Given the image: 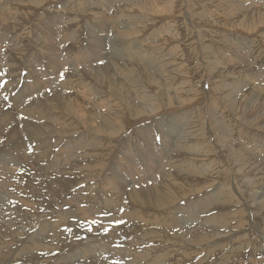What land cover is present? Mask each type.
I'll list each match as a JSON object with an SVG mask.
<instances>
[{
    "label": "bare ground",
    "instance_id": "6f19581e",
    "mask_svg": "<svg viewBox=\"0 0 264 264\" xmlns=\"http://www.w3.org/2000/svg\"><path fill=\"white\" fill-rule=\"evenodd\" d=\"M97 1L92 2L94 5L87 0H66L60 4L62 10L71 8L79 13L94 12L97 15L94 28L87 29L89 30L87 45L77 47L76 54V51L73 50L75 56L67 48L76 47L74 45L68 47L66 42L73 39V42L78 44L79 40L76 39L78 30H71V24L73 22L76 24L78 21L77 17L68 18L67 15L61 16V13H56L53 20L39 19L40 23H34L42 25L43 32L40 36L36 32V26L34 28L32 26L34 23L26 24L19 29L14 28L12 20L18 24L20 18H23L25 22L31 19L29 15H22L26 12L15 15L13 13L15 10L11 9L12 7L0 8L2 24L0 27V51L1 48H5L3 61L0 62V73L3 75L0 79V83H2V85L0 84V138L4 136V125L5 130L10 132V136L7 133L5 149L0 152V187L7 192H15V199L24 203V194L18 189L19 183L25 178L34 181L38 177L40 180L37 181L36 188H34V200L37 195L43 196L38 200H44V196H48L44 192L45 187L42 186L46 181L50 187L61 189V191L69 189V194L64 195V198L66 196L69 198L63 199L62 202L70 204L68 207L65 205L67 209L64 208V210L62 208L59 211L51 209L52 202L53 205L58 204L51 197L52 195H49L48 198L50 197L52 201L51 203L47 202L51 206H46L44 209L51 210L42 211L40 225L46 228L42 229L40 233H32L24 240V245L18 243L20 248L8 250L7 255L11 256L17 253V258L23 260L22 264L24 261H27L24 264H30L28 262L31 260H37L32 264H39L41 257L36 254L33 258L31 253L41 249L52 252V249L46 247L47 243L57 247L75 246L72 249L73 253H68L71 256L65 257L68 264H112V260H119V264H166L167 261H172L174 264H189L191 258L202 253L205 255L196 264H245L246 262L248 264H264L263 136L253 137L251 135L253 137L252 146L249 145L248 148L241 145L240 141L236 146H233L230 141L232 136L229 132L233 125L224 122L225 115L222 116L220 113L221 117L218 118L213 105H209L206 112L194 106V112L188 108L191 110L173 111L171 116L157 117L159 119L157 124L160 127L153 128L152 122L149 129L140 125L137 134L140 136L135 134L139 138L136 148L130 144L124 146L119 152V157H116L117 162L114 160L115 165H112L110 158H107L110 155L109 152L112 149L114 151V147L110 146L109 151L107 143L109 140L104 141L103 137L114 139L126 131V123L121 120L120 114L125 113L124 107L128 106L124 103L126 99H131V101L134 99V103H138L135 105L138 110L136 116H143L141 112H145L146 117H153L158 114V111H161L158 107L144 108V105L151 100V96L148 95L147 89L144 87L140 90L143 81H147L148 85L150 83L157 86L155 98L163 102V104L161 103L162 108L175 103L181 106L185 102H194L199 92L194 91L195 94H192L193 91H191V95L188 93L181 95L179 89L182 88H173L170 91V83L176 79L177 75L174 74V71L178 68L171 69L170 82L165 87L166 82L163 80V76L169 67L164 68L162 63L156 64L160 60V54L151 55L156 52L155 50L147 52L151 45L143 43L144 39L138 42L135 37L139 30L142 31V28H145L141 27L140 29L139 27L143 22L138 24L137 29L135 27L130 29L119 25L120 22L117 21L116 15H110L112 18H108L107 11H103L108 4L111 6L110 9L114 7L120 19L123 9L139 10L140 12L147 10L142 16V19L145 20L144 16L149 15V9L146 8L149 6L148 3L153 9V13L161 15L162 11L169 10L168 0H104L105 3L101 2L100 5V2ZM7 2L8 0H0V4ZM30 2L31 5H36V0H30ZM158 2L162 6L160 10H157ZM231 2L234 7H239L244 11L242 22L245 19L250 20L249 26L248 20L247 23L244 22L248 29H254L257 24L264 23V3L259 4L262 7H254L251 6L252 4L244 5L243 0L241 2L244 6H237L233 0ZM38 3L40 2L38 1ZM100 8H103L101 12ZM52 10L58 11L59 8ZM105 10L107 9L105 8ZM230 14L228 15L230 16ZM44 15L41 14V17ZM232 15V18L236 17L234 13ZM236 20L235 22H237ZM107 22L117 26L115 30L112 28L114 35L111 39H109L110 34L108 38H103L108 34L103 33L108 29L105 28ZM8 33L14 35V40L9 43H7L6 37ZM120 34L122 36H119ZM154 36L157 37L156 42L162 40L159 38L161 36L159 33ZM231 36L232 38H230L233 39L234 35ZM127 37H131V39H127ZM177 37L176 33H172L169 34L168 39ZM260 37L264 46V35ZM239 39L234 38V41H239ZM244 41L246 40L244 39ZM229 42L227 41L223 47L230 56L236 57L237 55L245 65L238 62L235 57V60H229L221 52L219 55H213L207 50H205L207 52V57L205 56L207 62L205 63L210 71L209 76L217 73L218 76H227L225 80L232 78L229 82L219 79V82L215 86L213 84L212 88L215 91L216 100L218 99L221 103L222 110L238 121L241 119L237 117L236 111L242 103L245 104L242 119L251 109L261 106L264 111V92L259 89L260 87L264 88V68L261 69L264 66V60L262 62L261 58L264 56L259 53H253L255 54L253 56L251 50L239 49ZM16 43H22V45L16 46ZM84 43L86 42L84 41ZM109 43L111 49H108ZM200 51L202 50L200 49ZM215 59L222 62L226 60V63L221 64ZM167 62L169 65L172 64L170 58ZM65 65H68L66 67L69 68L66 77L61 71ZM21 66H26L28 72H22L19 69ZM79 66H81L80 69ZM59 72H62L64 81L58 82L56 85V78L52 75ZM250 72H253L252 75H249ZM3 78L4 81H1ZM85 78H91L93 85L86 83ZM126 82L133 88L136 87L141 93L139 100L138 96L136 99V97L132 98L130 95L123 94V90L128 86L124 84ZM94 85L98 88L106 87L110 94L102 93V90L99 89L102 91L100 92L95 88L96 91L93 92ZM247 85H249L248 89L242 92L241 87ZM242 93L244 94L241 95ZM95 96L96 100L93 99ZM98 111L100 113H97ZM139 113L141 115H138ZM203 116L208 118L209 123L203 120ZM256 116L252 120L259 119ZM88 120L91 122L89 123ZM252 120L244 119L243 123L250 127ZM18 125H21L24 131L22 138ZM152 130H155L153 135ZM248 135L245 133L244 136ZM51 139H58V142L62 140V143L54 149L56 145L53 141L54 144H51ZM246 139V141L250 140ZM24 143L28 146L26 150ZM92 146H94V152H97L99 148L101 151L99 153L85 151ZM217 150H229L227 154L230 162L227 161L236 173L235 178H232L230 174L231 169H225L224 163L226 162L219 163L222 168L221 172L215 171L217 156L220 154ZM28 157H32L42 165L62 162L67 159L70 163L68 167L66 166L67 168L62 166V170L68 169V172L52 173L49 169L39 167L35 163H28ZM167 161L173 163L170 165L169 171L163 170L169 164ZM17 166L26 172L17 174L16 170H13ZM181 171L184 172V175L180 173ZM193 176H197V178H193ZM129 177L133 179V185L128 181ZM149 181L152 182L149 183ZM219 181L223 182L215 184ZM201 190H210V192L179 204L184 197H189L190 194ZM35 202L41 207L44 201ZM213 204L219 205L220 208L212 216L205 217L204 214L214 208ZM167 207L175 208V210L162 219L156 217V212L148 210L152 208L160 212L166 211ZM8 209L7 214L4 208L0 210V218H4L2 214L8 215L6 220H0V231L3 232H10L12 229L9 227L15 223L10 222L9 219L18 217V215H13L11 206H8ZM228 211H232V214L230 215ZM28 213L29 211H24L23 214ZM140 214L149 217L147 220L151 230L149 235H145L143 232L142 222L138 219ZM250 214H252V219ZM75 215L92 219L91 222L86 218L77 222L80 226H86L94 232L93 238L76 241L70 232L61 228L60 225ZM135 219H138V236L127 230V226ZM233 219L236 220L235 223L232 222ZM117 221H123V223H117ZM192 221H197V224H189ZM16 227L18 229L8 236L21 234L18 233L21 231L20 227ZM23 234L24 232L20 236ZM253 234L256 237H253ZM50 236L52 241L47 242L46 239ZM153 240L155 242L149 245L148 243ZM159 241H172L173 244L172 248L166 251L169 255L165 256L161 263L163 255L156 249V243ZM0 245V254H2L8 245L6 247L5 242ZM38 245L40 246L38 247ZM206 245L208 246L206 247ZM192 247L195 248L192 250ZM55 250L53 251L55 252ZM180 251L183 252L181 258H179ZM57 252L59 251L57 250ZM77 253L80 254L76 256ZM250 256L253 258L252 260H250ZM50 257L55 258V256L47 255L42 257L41 261L46 263ZM211 257L214 260L209 262ZM10 260L4 261V258L0 257L1 264ZM114 263L117 264L116 261Z\"/></svg>",
    "mask_w": 264,
    "mask_h": 264
},
{
    "label": "rangeland",
    "instance_id": "374dc122",
    "mask_svg": "<svg viewBox=\"0 0 264 264\" xmlns=\"http://www.w3.org/2000/svg\"><path fill=\"white\" fill-rule=\"evenodd\" d=\"M38 1L40 3H38ZM65 1L66 0H36V5H31L30 0H8L7 3L0 4V8L1 7L2 8H4V7L11 8L12 7L11 9L15 10V11H13V13H15V15H17L18 13L22 14V13H25V12H26V14H22V15H25V16L29 15V17L31 19L29 21H27V22H25L23 18H20L19 19V23L15 24V21L12 20V23H14V25H15V27L13 26L15 29H19L20 27L23 28L26 24L31 25L34 22L40 23L41 22L40 20H43V21H45V19L53 20L54 19L53 17H55V15L60 14V13H61V16L62 15H64V16L67 15L68 18H76L77 17L76 20H78V21H76V24H75V22H73V24H71L73 26V27L71 26V30L72 31L78 30V32H76L77 33V37L79 38L78 39L76 37V39L79 40L78 44L75 41H74L75 42L74 43L73 39L72 40L69 39L66 42L68 44V47L69 46H73V45L76 47V48H73V49H69V48L66 47L68 51L69 50L71 51L70 52L71 54H74L75 51H76L75 52V54H76L77 53V50H76L77 47H83V46L87 45V39L89 37L88 31L90 30V28L91 29L94 28L93 25L96 24L94 22H96V19H97L96 16L97 15H95L96 13H94V12H88L87 14L81 13V12L79 13L78 11H74L71 8L70 9H63V10H65V11H63L61 9L62 6L60 4H63ZM87 1L92 3L93 1L96 2L97 0H87ZM231 1L232 0H168V4H167L168 9H169V10H167L168 13H167L166 10H164V11H162L163 13L161 15H156L155 13H153L154 11H153L152 7L150 6V3H148L149 6L146 7V8L149 9V15H145L144 16L145 20L142 19V16L144 15L143 14L144 12H147V10H144L143 12H140L139 10H129V9L128 10H124L123 9L122 10L123 13H120L121 15H120V19H119L118 15H117V12L114 9V7H113V9H110L111 6L106 4L107 6L104 7V10H103V8L99 9L100 12H101V9L103 11H105V12L107 11L106 13H107V17L109 16L108 18H112V16H110V15H113V16L116 15L115 17L119 19V20L117 19V21L120 22L119 25H122V26L130 28V29H132L133 27H135V29H137L138 24L143 22L142 25H139V27H140V29H141V27H145V28H142V31L139 30L138 33L135 35V37L138 40V42H139V40H143L144 39L143 43H146L147 45L148 44L151 45L148 48L147 52H150L152 50L156 51V52H153L151 55L160 54V57H159L160 60L156 64H161L162 63V66H164V68H168L169 67V69L164 72L163 80L166 82V84L164 86L165 87L168 86V84L170 82L171 69L175 70V69L178 68L177 69L178 71L177 70L174 71V74L175 75L177 74V75H176V79L170 83L171 84L170 85V91H171V89L173 90V88H182V89H179L181 95H186L187 93L191 95V91H193L192 94H195V92L196 93L199 92V94L197 96V99L194 102H191V103L185 102L181 106H180V104L175 103L174 105L162 108L163 102H160V99L155 98V95H157L156 92L158 90L157 86H153V84H150V83L148 85L147 81H143V83H142L143 86L140 85V90H141L142 87H144L145 89H147L148 95L151 96V100L149 101L148 104L144 105L145 106L144 108L151 109V108H154V107H158V109L160 108L161 111L160 112L158 111V114L153 116V117H148V116L146 117V113L145 112H141V114L143 116H136L138 110L136 109L137 107H135V105H138V103L135 104L134 103V99H133V101H131V99L130 100L129 99L125 100L124 103L128 104V106L124 107L125 113H120L121 114V120H124L125 123H126V131H124L125 133L123 132L122 134H120L118 137H115L114 139L103 137V139H105L104 141L109 140V141H107V143L109 144L108 145V150L109 151H110L111 148L114 147V151L112 149L109 152L110 155L107 157L108 159L110 158V161H112V163H111L112 165L116 164V163H114V160H115V162H117L116 157L117 158L119 157V155H120L119 152L121 151V149L124 146H126V145L128 146L130 144V145H132V146H134L136 148L137 143L139 144V141H138L139 138L136 137V135L138 134V127L140 125H142V127L146 126L148 128L149 125L152 122L153 124H151V126L153 128L160 127V125L157 124V121L159 120L157 117H162L164 115L171 116L173 111H178V110H188V111H190L192 109L191 111L194 112L195 111V107H199L201 111L206 112V108L209 105H213L216 108V111H217L216 116L219 118V117H221V116H219L220 113L222 114V116L224 114L225 115V118L223 117L224 118V122H227V123H230L231 125H233V127H231V130L229 131L231 133V136H232V139H230V141H231L233 146H236L237 143L241 142L240 143L241 145H244L246 148H248L249 145L252 146L251 143H252V138L254 136H259V137L263 136V138H264V111H263V108L260 106L257 109H251L249 112H247V114H245L244 119L245 120H250V121L256 115L260 114V115L256 116L259 119L252 120V125L250 127H247L243 123L244 119L241 118L243 116L244 109H245V104L242 103L241 105L238 106L239 109L236 111L237 117H239L241 120L235 121V118L230 117L229 113H226V112H224L222 110L221 103L218 101V99L216 100L215 91H213V88H212V85L214 84L213 86H215V84L219 82V79H224L225 80V78L227 76H218L217 73H214V74H211L210 75L211 77H210L209 76L210 71L208 70L207 64L205 63V62H207V60H205L206 57H207V52L205 50L210 51V53L213 54V55H219L220 52H221V54L224 55V57L229 58V60L230 59L233 60L235 56H233V55L230 56L229 52L223 47V45L227 41H230L229 43H231L232 45H234L235 47H237L239 49H242V50H245V51H247V50L250 51L251 50L253 56L255 55L253 53H259L262 56H264V46L262 45V42H261V39H260L261 38L260 36L264 35V23L263 24H259V25L257 24V26H255L256 29L255 28L251 29V30L248 29V27L245 26V23H247L246 21L248 19H245V21H244L245 23L242 22V20L244 18L243 17L244 11L241 10L239 7L238 8L234 7V5L232 4ZM97 2L98 3L100 2L99 5L101 4V2L105 3L104 0H98ZM233 2L237 6L238 5L244 6V5H251L252 4L251 6H254V7H260V6L262 7V5H259V4H263L264 0H251V2H250V0H243L244 5L241 2V0H238V1L237 0H233ZM163 3H165V1H163ZM11 5H13V6H11ZM89 5H91V4H89ZM108 6H109L110 10L108 9ZM157 6H159V8H157V10H160L161 7H162L161 3H159V2L157 4ZM167 6H166V8H167ZM69 7H71V6H69ZM55 8H59L58 11L61 10V12H58L57 10L53 11L52 9H55ZM105 8L107 10H105ZM45 10H46V12H45ZM108 13H109V15H108ZM233 13H234V16H236V17H234L235 19L232 18L233 17V15H232ZM41 14H45V15L43 17H41ZM83 14H85V15H83ZM224 14H226V15H224ZM228 14H230V16ZM4 16H5V13H4ZM80 16H82V17H80ZM235 20L237 22H235ZM249 21L250 20H248V26H249ZM8 23H9V21H8ZM239 23H241L243 26L240 25ZM51 24H53V23H51ZM237 24H238V26H237ZM1 26H2V24L0 22V27ZM32 26H33V28L36 26L35 27V29L37 28L36 32L40 36H42V33H41V32H43V29L41 28L42 25L34 23ZM110 26H111V28H110ZM105 28H108V29H107V31L104 30L103 33H106V34L108 33V34H107V36H104L103 38H108V36L110 34V36H109L110 38L109 39H111V37L114 35V31H113L112 28H114V30H115V29H117V26L115 24H113V23L107 22V27H105ZM87 29H89V30H87ZM156 32L161 35L159 38H162V40H159L158 42H156L157 37L154 36V34H157ZM172 33H176L178 35V37L174 38V39H168L169 38V34H172ZM79 34H80V36H79ZM232 34L234 35L233 39H231L232 38V36H231ZM260 34H262V35H260ZM86 35H88V36H86ZM222 35H223V37H222ZM119 36H122V34H120ZM237 36L239 38L243 39V40H240ZM6 37H7V43L12 42L14 40V35H11V33L6 34ZM151 37H153L154 40H153V38L151 39ZM224 37H226V38H224ZM146 38H147V40H145ZM234 38L239 39V41H234ZM127 39H131V37H127ZM148 39H149V41H148ZM244 39L246 41H252V42H246V41H244ZM84 41L86 43H84ZM151 42H156V43H151ZM67 44H66V46H67ZM18 45H22V43H16V46H18ZM236 45H239V46L241 45V46L239 47V46H236ZM108 49H111L110 43L108 44ZM200 49L202 51H200ZM73 50H75V51L73 52ZM4 51H5V48H1V51H0V62L1 63L3 61ZM197 51H199V52H197ZM261 52H263V53H261ZM55 53H57V52L55 51ZM75 54H74V56H75ZM228 56H230V57H228ZM169 58H170V61L172 62V64H170V65L167 62ZM213 58H214V56H213ZM235 58L242 65H245L241 60L238 59L237 55H236ZM215 60L217 62L221 63V64L226 63V60H224L225 62L224 61L222 62L221 60L219 61L217 59H215ZM263 60H264V58H261L262 62H263ZM139 64H140V62H139ZM256 64L258 65L257 62L255 63V65ZM97 65H99V64H97ZM66 66H68V65L63 66L62 70H61L62 72H64L63 74L65 75V77H66L67 71L69 70V68L66 67ZM80 67L81 66H79V69H80ZM263 68H264V66L261 67V69H263ZM19 69L22 72H28V70L26 69V66H21ZM64 69H66V70H64ZM251 70L253 71L252 68H251ZM62 72H59V73H56V74L52 75V76H54L56 78V80H55L56 81V83H55L56 85L58 84V82L64 81V79H63L64 77H63ZM252 73L253 72H250L249 75H252ZM2 76L3 75L0 73V79L2 78ZM206 79H207V81H206ZM57 80H59V81H57ZM91 80H92L91 78H85V82L86 83H91ZM230 80H232V78L231 79L228 78L225 81L229 82ZM1 81H4V78ZM212 82H214V83H212ZM0 84L2 85V83H0ZM124 84L129 86V87L126 86L125 89L123 90V92H124L123 94L124 95H130V97H132V98L136 97V99H137V96H138V100L141 98V93L138 91V89L136 87L133 88V86L131 84H129V83L127 84V82L124 83ZM248 87H249V85H247L245 87H241L242 88V92L245 89H248ZM94 88L96 90H99V89L102 90L103 92L99 90L102 93L110 94V93H108L109 91L107 90L106 87H99L98 88L97 86L95 87V85H94L92 87V91L93 92L95 90ZM128 88H129V90L131 92L128 90ZM261 88L262 87H260L259 89L264 92V88H262V89ZM244 93H242L241 95H243ZM87 94H88V91H87ZM238 95H240V93H238ZM96 98H97L96 96L93 97L94 100H96ZM156 100H158V101H156ZM130 106H132V107H130ZM188 108H191V109H188ZM193 108H194V110H193ZM204 108H205V110H204ZM97 113H100V112L98 111ZM141 114L139 113L138 115H141ZM203 118H204L203 120L205 122H208V118H206L204 116H203ZM226 118H227V120H226ZM88 122L90 123L91 121L88 120ZM235 124H236V126H235ZM18 128H19V132H20V137L22 138L23 134H24V131L22 130L21 125H18ZM154 131L155 130H152V135H153ZM7 133L10 136V132L5 130V125H4V127H3L4 136H2L0 138V142H1L0 143V152H2L5 149V140L8 139V134ZM245 133L247 135L248 134L249 135L248 136H244ZM254 134H256V135H254ZM251 135L253 137H251ZM137 136H140V135H137ZM64 138H63V140H64ZM246 138H248V140L249 139L250 140L246 141L247 140ZM58 141H59L58 139H51L50 140L51 144L53 143L54 145H56V147L54 149L58 148L57 146H59V144L61 145L62 140H60V142H58ZM244 141H246V142H244ZM56 143H58V144H56ZM23 145H24V148L26 150L28 146L25 143ZM158 145H159V142H158ZM110 146H111V148H109ZM93 148H94V146L85 149V151L93 153L94 152ZM224 149H227V148H224ZM97 150L98 151L94 152V153H99L101 151V148H99ZM217 151L220 152V154L217 156L218 161H217V164L215 166V171L217 172L219 170V172H221L222 170H220V169H222V168H221L220 164L226 162V163H224L225 169H227V168L229 170L231 169V171H233V173H231V171H230V174H231L232 178H235L236 177V173L234 172L233 167L229 163L230 162L229 161V156L227 154L229 150H225V151L224 150H221V151L217 150ZM9 154H10V152H9ZM111 155H112V158H111ZM113 158H115V159H113ZM66 160L62 161V162H55V163H51V164H47V165H42L39 161L37 162L32 157H28V163H35L39 167H42L44 169H49L52 173H65V172H68V169L66 171L62 170V166H65V167L67 166L68 167V165L70 163L69 160H67V162H66ZM167 162H169V164L165 166L166 169L165 168L163 169L165 171H169V169L171 168L170 165L173 164V163H171V161H167ZM10 165H13V164L10 163ZM217 167H219V168H217ZM13 170H16L17 174H19V175L26 172V171L25 172L22 171V169L19 166H17L16 168H13ZM160 171H162V170H160ZM180 173L184 175V172L181 171ZM157 176H158V174H157ZM200 177H203V176H200ZM200 177H198V178H200ZM193 178H197V176H193ZM39 180H40V178H38V177H36L34 179V181L33 180L29 181L27 178H25L23 181H21L19 183L18 189L24 194V196H23L24 203H21V202H19V201H17L15 199V197H14L15 192H12V191L11 192H7V191H4L0 187V210L2 208H4L5 212L7 214V212H9L8 206H11V208L13 210V215H18V217H11L9 219L10 222L15 223V224L12 225V227H9L10 229H12V230H10V232L9 231L8 232L0 231V244L2 242H5V246L7 247V245H8V248H5L3 250L2 254H0V257H3L4 261L11 259L10 261H8V262H6L4 264H22L23 260H20V259L17 258L18 257V255H16L17 253L12 254L11 255L12 257H11V256L7 255L8 250H11V249L13 250V249L20 248V247H18L19 246L18 243H21L22 245H24L25 244L24 240L27 239L28 237H30V235L32 233H34V232L35 233H40V231L42 229L46 228L45 226H40L41 223H42V211L43 210L54 209L56 211H59V209H61V208L64 210V208L67 209V207L70 206V204H64L62 202L63 199L69 198L68 196H66L64 198L65 194L66 195L69 194V191H68L69 189H66L65 191H61V189H57L55 187H50L46 181L42 184V186L45 187V189L47 191L46 192L45 189H44V192L47 193L48 196L52 195L51 197H53L56 200L55 202L58 205H55V204L53 205V202H52V204H51L52 206H51L50 203H51L52 200L50 199V197L48 198V196H46V195L44 196V200H38V198H40V199L43 198L42 195H37L36 200H34L33 192H34V188H36L35 185H36L37 181H39ZM157 180L159 181V179H157ZM128 181L133 185V183H132L133 179L132 178L129 177ZM150 182H152V181H149V183ZM222 182L223 181H219V182H217L215 184H220ZM136 187H137V185H136ZM127 188H129V187H127ZM50 189H51L52 192L50 191ZM44 192H42V193H44ZM208 192H210V190H206V191H202L201 190L200 192L190 194L189 197H184L183 199H181L179 204L185 203L186 200H191V199L200 197L202 194L205 195ZM38 193H39V191H38ZM35 201H38V203H41L43 201L44 202H43V204L40 207ZM47 201L50 202V203H48ZM46 206L47 207L51 206L50 207L51 209H48V208L44 209V207H46ZM60 206H62V207H60ZM212 206H214V208L211 209L208 213H205L204 214L205 217L212 216L220 208V206L217 205V204H213ZM231 208H233V207H231ZM148 210L149 211L151 210L150 212H156L157 213L156 217L159 218V219H162V218H165L166 216H168L170 212H173L175 210V208H171V209L168 208L166 211L163 210V211H160V212H157V210L152 209V208L148 209ZM24 211L25 212L29 211V213L24 215L23 214ZM164 211H165V214H164ZM228 212H229L230 215L232 214V211H228ZM250 215H251L250 217L252 219V214H250ZM2 216L4 218H0V220L1 219L6 220L8 218V215L2 214ZM247 216H248V219H249V215L248 214H247ZM21 217H22V221H21ZM18 218H19V221H18ZM84 218L90 220V222L92 220L90 217H80L79 215H75V216L70 217L67 221H65L60 226H61L62 229H65L68 232H70L72 234V236H73V239L76 240V241H79L80 239L81 240H86L88 238H93L92 235H93L94 232L90 231L86 226H80L78 224V222H77L78 220H81V219H84ZM148 218H149L148 216H145V215H142V214H140V216H138V219L142 222L143 232H144L145 235H149V233L151 231L150 230V226L148 225V221H147V220H149ZM138 219L133 220L127 226L128 232L134 233L137 236H138ZM232 222L235 223L236 220L233 219ZM189 224H197V221H194V222L192 221ZM16 226H19L20 229H21V231H19L18 233L22 234L24 232V234L22 236H20L21 234H18V235L16 234L15 236L13 235L12 237L8 236L11 232H14V231H16L18 229ZM254 234H256V233H254ZM49 235H51V234H49ZM253 237H256V235H254ZM156 240H159V239H156ZM46 241L47 242L52 241V237L51 236L48 237L46 239ZM154 242H155V240L151 241L148 244L151 245ZM64 244H66V243H64ZM45 245H46V247L48 249L49 248L52 249V252L45 251V249H41V250H35L33 253H31V256L33 258L35 257L36 254H38V256L41 257L40 262H42L43 264H46V263L47 264H68V260L65 259V257L71 256V255H68V253H70V252L73 253L72 249H73V247H75V246H70V245L57 247L55 245L47 244V243ZM171 245H173L172 241H168V242L159 241V242L156 243V249L158 251H160L162 253V255H163V257L160 260V263H161L162 259L165 256L169 255L166 251L168 249L172 248ZM39 246L40 245H38V247ZM207 246L208 245H206V247ZM194 248L195 247H192V250ZM197 249H198V247H197ZM53 250H55V252ZM57 250L59 252H57ZM180 250L182 251V249H180ZM37 251H40V252H37ZM53 252H54V254H53ZM79 254L80 253H77L76 256L79 255ZM180 254L181 255H179V258L182 257L183 252H181ZM47 255L48 256H55V258L52 259V257H50L49 261L44 263L45 261L44 262L41 261L42 257L47 256ZM204 255L205 254L202 253V254L197 255L196 257L191 258L189 260V264L198 263L199 259L203 258ZM247 255H248V252L246 253V257H247ZM59 257H60V259H59ZM61 257H63L62 259H64V260H62ZM246 257H245V259H246ZM45 258L47 259V257H45ZM171 258H172V256H171ZM212 258L213 257L210 258L209 262L214 260V258L213 259ZM258 258H260V257H258ZM252 259L253 258L250 256V260H252ZM80 260H83V259L80 258ZM114 261H116L117 264L120 263L119 260H112V264H115ZM26 262L24 261V263H26ZM34 262H37V260H31L28 263L32 264ZM40 262H39V264H41ZM166 264H174V263L172 261L171 262L167 261ZM186 264H188V263H186Z\"/></svg>",
    "mask_w": 264,
    "mask_h": 264
},
{
    "label": "snow or ice",
    "instance_id": "6c2138e0",
    "mask_svg": "<svg viewBox=\"0 0 264 264\" xmlns=\"http://www.w3.org/2000/svg\"><path fill=\"white\" fill-rule=\"evenodd\" d=\"M117 223H123V221H117Z\"/></svg>",
    "mask_w": 264,
    "mask_h": 264
}]
</instances>
